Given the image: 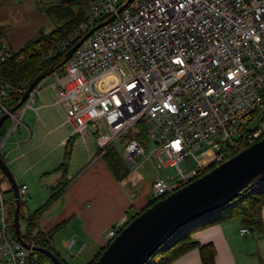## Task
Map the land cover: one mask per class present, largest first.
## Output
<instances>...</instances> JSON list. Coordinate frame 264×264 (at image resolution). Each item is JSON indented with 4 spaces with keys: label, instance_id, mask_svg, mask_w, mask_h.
Segmentation results:
<instances>
[{
    "label": "built area",
    "instance_id": "2783aa9c",
    "mask_svg": "<svg viewBox=\"0 0 264 264\" xmlns=\"http://www.w3.org/2000/svg\"><path fill=\"white\" fill-rule=\"evenodd\" d=\"M83 1V19L47 55L63 57L99 26L68 57L61 77L50 74L51 86L85 148L92 142L103 153L128 133L144 132V140L126 139L121 156L133 170L149 160L155 170H168L153 180L151 200L264 137V0ZM14 54L0 27V63ZM10 92L0 79V117L11 107ZM36 93L35 87L21 113L10 114L9 134L33 108ZM254 120L257 126L246 130ZM209 154L213 160L202 165ZM26 192L25 184L18 186L20 201ZM4 206L0 189V264H52L40 259L33 242L25 247L10 236ZM129 220L108 227L107 242ZM250 233L239 229L241 237Z\"/></svg>",
    "mask_w": 264,
    "mask_h": 264
},
{
    "label": "crops",
    "instance_id": "0c3cea01",
    "mask_svg": "<svg viewBox=\"0 0 264 264\" xmlns=\"http://www.w3.org/2000/svg\"><path fill=\"white\" fill-rule=\"evenodd\" d=\"M40 1L0 0V27L13 51L20 50L40 29L45 32L53 29L51 20L40 9ZM46 25L48 29H44ZM36 95L38 103L35 106L36 100L33 103L36 111L32 110L37 119H40L41 111L40 123L34 122L32 130L23 123L25 132L15 141V145L18 148L22 146L23 151L8 160L11 164L21 160L28 162L29 167L24 174L15 172L18 180H21L18 186L26 185V196L29 199L39 194L42 204L51 186L63 178L62 172L56 168L62 161L68 141L73 142L65 178L67 184L58 198L36 220L35 231L50 234L53 251L66 264H88L108 244V227L122 217L131 219L147 207L151 200L152 182L162 174L155 170L153 161L149 160L139 166H146L154 174L143 179L137 171L138 166L135 170L130 169L122 156L125 172L113 170L92 142L85 148L78 138L72 136L73 125L65 121L66 109L57 102L55 87L50 84L49 88L37 89ZM164 172L167 175L168 170ZM128 177H133V181ZM8 189H11L10 184L5 186L4 191ZM27 213L31 212L26 210L25 215ZM261 220L262 228L257 231L264 241V205L261 208ZM242 226L237 216L196 229L190 237L198 244L210 242L214 245L215 264H241L240 261H247L248 258L253 259L252 264H262L264 255H261L256 237V246L249 251L235 250L233 240L237 229L239 235ZM166 264H199L198 246L191 247Z\"/></svg>",
    "mask_w": 264,
    "mask_h": 264
},
{
    "label": "water",
    "instance_id": "95a60500",
    "mask_svg": "<svg viewBox=\"0 0 264 264\" xmlns=\"http://www.w3.org/2000/svg\"><path fill=\"white\" fill-rule=\"evenodd\" d=\"M119 8L117 11H119ZM114 15L105 22L111 21ZM90 28L63 55L64 64L73 51L98 27ZM57 67V66H56ZM55 70L51 67L35 76L25 88L18 102L9 107L0 117V126L15 110L24 106L30 91ZM257 121L251 122L246 130H253ZM0 169L10 183L12 190V226L16 239L25 247L29 244L23 239L19 225L20 198L18 185L5 160L0 155ZM264 179V137L242 148L234 155L220 162L210 170L189 183L170 192L146 207L118 232L105 246L93 264H145L148 259L180 228L187 223L219 209L236 198L242 190L254 182ZM44 254L52 264H65L50 249L32 245Z\"/></svg>",
    "mask_w": 264,
    "mask_h": 264
},
{
    "label": "trees",
    "instance_id": "16d2710c",
    "mask_svg": "<svg viewBox=\"0 0 264 264\" xmlns=\"http://www.w3.org/2000/svg\"><path fill=\"white\" fill-rule=\"evenodd\" d=\"M39 4L51 20L53 29L50 32H45L40 29L33 38L27 40L23 44L20 50L15 52L12 59L0 63V79L7 81L11 87L10 95L12 102L10 103V106H13L18 102L23 94L22 90H24L31 80L39 73L48 71L51 67H55V70H62L63 64H61V62L63 57L61 55L48 56L47 53L56 43L65 38L74 26H76V24L83 19L86 7L83 0H51L47 4H43L41 1ZM10 123L11 119L8 117L1 124L0 140L9 129ZM130 137H136L139 140L145 139V135L142 130L138 134L131 133ZM72 143V141H68L67 148L63 153L62 161L56 168L62 172L63 178L58 183L51 186L48 197L38 208H36L32 213H27L25 215L27 230L25 234L21 232L25 241H31L34 245L41 246L52 251L53 249L50 245V234L35 231V222L58 198L67 184L65 178ZM234 154H231V156ZM101 156L113 170L125 172V166L121 161L122 159L120 155L117 154L114 147L108 148L106 151L101 153ZM214 166H216V164H211L206 171L210 170ZM0 173L3 176V179H6L1 169ZM1 194L4 204L7 202L9 205V217L13 220L14 205L12 203V190L8 189L6 191H1ZM154 202L155 201L150 200L147 207L152 205ZM22 204V201H20V206ZM263 205L264 179L258 180L254 182L251 187L242 190L236 198L223 207L187 223L175 234H173L145 264H166L194 246H198L199 264H215L214 245L210 242L198 244L191 239V232L237 216L240 217L241 224L243 226L249 227L251 230H261V208ZM20 206L18 219L23 216L21 214ZM134 216H132V218ZM8 233L12 238L16 239L12 225H8ZM101 252H99L88 264H93ZM38 255L41 260L50 262L44 254L38 252ZM261 263L264 264V260H262Z\"/></svg>",
    "mask_w": 264,
    "mask_h": 264
},
{
    "label": "rangeland",
    "instance_id": "374dc122",
    "mask_svg": "<svg viewBox=\"0 0 264 264\" xmlns=\"http://www.w3.org/2000/svg\"><path fill=\"white\" fill-rule=\"evenodd\" d=\"M41 1L43 4H47L51 0H41ZM40 9L43 11V9L41 7H40ZM43 27H44V29L49 28L48 25L43 26ZM14 50H15V48H14ZM57 75H58V77H61L63 75V71L61 69L57 70ZM53 81H55V78L52 75H48L36 86V88L39 90L44 89V88H49L50 84H52ZM37 99H38V96L35 95L36 102H35L34 106L38 103ZM22 109H23V106L18 108L17 110H15L14 113L19 114V113H21ZM41 114H42L41 111H39L40 119H41ZM22 119H23V121L21 120V123L19 124V127L15 130V132L14 133L12 132L11 134L8 135V132L11 130V127H12V123H10L9 129L7 130L6 135H5L6 139L4 137L0 140V144H1L2 141L5 139V142L0 147V155L2 157H4L5 162L8 166L11 174L13 175L14 179L16 180L17 185H19L21 180H18V177L15 175V172L20 171V173L24 174L27 171L29 164H28V162H25L23 160L18 161L14 164H11V162L8 159L15 157L18 153H21L23 151L22 146L20 148H18L15 145V141L17 139H19L21 137L20 135H23L25 132V131L23 132V130L25 129V127L23 126V123L28 125V127H30L31 130L33 129L34 122L40 123V119L39 118L37 119L34 111L31 108H27L25 110ZM247 122H248V117L240 121V123L243 125H245ZM130 135H131V133H128L126 136H124L121 139V141L119 142V144L115 147V151L117 152L118 155L121 156L122 146H123L124 142L126 141V139L130 137ZM237 138H238V135H234V139H237ZM144 145L146 147H148V144L146 142L144 143ZM205 146L206 145L204 144L203 148ZM212 160H213V156L211 154H209L207 156H203L200 159V162L202 165L208 166ZM125 164H127V163H125ZM128 167H129V165H128ZM137 171L141 173V175L143 176V179H146L148 177H152V175L154 174V172L151 169L146 168V166H141V167L138 166ZM157 171H159V173H161L163 177H166V174H165L163 169H159ZM9 184L10 183L8 181L3 179V176L0 173V189H1V191H4L5 186H9ZM39 199H40L39 194H37L33 199H29L26 195H25V198L22 199L23 204L20 206V210H21V214L23 216H21L19 218V225H20V230L23 234H25L26 230H27V221L25 218V211L28 210L32 213L41 204V202H40L41 200H39ZM4 205H5L4 207H5V212H6L8 224L12 225V219L9 217V205L7 202ZM236 233L237 234L235 236V239L233 240V242H235L234 243L235 244V250L241 249V250L249 251L250 249H252L253 247L256 246V238H257V243H258V247H259V250L261 252V255H264V241L261 238V235H260V233H258L257 230L252 229L251 233L245 239L244 238L242 239L238 235V229H237ZM254 251H256V248L254 249ZM252 260L253 259L248 258L247 261L242 260V261H240V263L241 264H252Z\"/></svg>",
    "mask_w": 264,
    "mask_h": 264
}]
</instances>
